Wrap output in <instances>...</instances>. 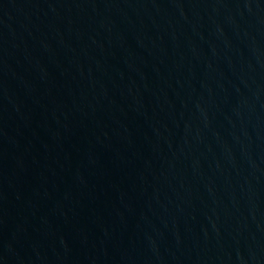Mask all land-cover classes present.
Segmentation results:
<instances>
[{
  "label": "water",
  "instance_id": "obj_1",
  "mask_svg": "<svg viewBox=\"0 0 264 264\" xmlns=\"http://www.w3.org/2000/svg\"><path fill=\"white\" fill-rule=\"evenodd\" d=\"M0 264H264V0H0Z\"/></svg>",
  "mask_w": 264,
  "mask_h": 264
}]
</instances>
